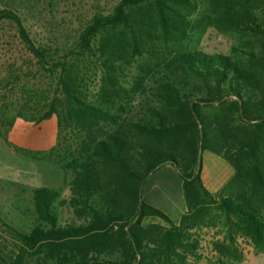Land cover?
<instances>
[{
	"label": "trees",
	"instance_id": "obj_1",
	"mask_svg": "<svg viewBox=\"0 0 264 264\" xmlns=\"http://www.w3.org/2000/svg\"><path fill=\"white\" fill-rule=\"evenodd\" d=\"M17 11L8 4L0 20L16 26L50 79L49 91L30 98L39 116L29 120L56 116L81 140L61 166L68 198L48 174L53 188L31 189L33 225L2 222L19 246L0 264H193L196 232L206 227L226 232L214 264L242 261L234 235L264 253V0H119L93 14L69 48L36 44ZM209 27L235 40L226 54L195 47ZM131 67L137 74L125 88ZM91 69L99 78L89 99ZM204 152L234 170L218 194L203 185ZM164 165L182 180L178 224L142 199ZM63 206L71 219L60 223Z\"/></svg>",
	"mask_w": 264,
	"mask_h": 264
},
{
	"label": "rangeland",
	"instance_id": "obj_2",
	"mask_svg": "<svg viewBox=\"0 0 264 264\" xmlns=\"http://www.w3.org/2000/svg\"><path fill=\"white\" fill-rule=\"evenodd\" d=\"M119 0H0V9L12 4L18 8L22 25L26 27L30 38L36 44L71 47L78 32L95 13L108 14ZM203 6H200L202 10ZM235 40L229 35L219 33L214 27H209L202 35L195 47L207 53L226 54ZM96 74V77L94 76ZM137 74L134 67L125 69L122 83L125 88L132 84ZM89 84V99L98 84L99 74L96 69L85 72ZM50 79L35 65L28 51L22 44L16 26L8 20H0V256L14 257L19 246L15 235L2 222L10 223L20 229L28 230L34 222L32 216L31 189L34 179H38L40 187L54 186L55 179L48 176L47 166H42L32 159L42 162L56 163L62 166L67 155L77 149L81 136L72 129H59L56 116L51 119L35 123L29 120L39 114L32 110L34 102L31 97L40 96L41 92L49 91ZM35 100V99H34ZM31 111H30V110ZM22 114L28 119L18 115ZM12 125L8 126L7 121ZM53 121L56 124L58 144L54 150L46 154H32L38 148L46 149L51 143V135L47 131L38 132L43 125ZM31 149V151L29 150ZM202 157L205 162V155ZM211 155V154H210ZM211 165L210 171L216 175L221 173L219 160ZM55 165V164H54ZM37 173L34 176L33 170ZM208 170V169H207ZM39 173V174H38ZM43 175L47 178H43ZM70 176L64 182L60 179L61 199L69 196ZM150 184L156 182L157 189L169 188L177 195L178 187L174 180H170L165 171L159 172L149 179ZM147 194L146 200L152 202L158 209L163 210L169 217L176 216L179 204L175 200L169 201L159 190ZM60 223L69 222L71 213L66 206L58 208ZM3 219V221H2ZM145 224L155 223L166 226L157 218H146ZM199 237L200 258L193 264H214L216 252L214 243L226 238V232L220 227H206L196 232ZM235 247L242 256L239 264H264V253L257 252L250 241L240 235H234Z\"/></svg>",
	"mask_w": 264,
	"mask_h": 264
},
{
	"label": "crops",
	"instance_id": "obj_3",
	"mask_svg": "<svg viewBox=\"0 0 264 264\" xmlns=\"http://www.w3.org/2000/svg\"><path fill=\"white\" fill-rule=\"evenodd\" d=\"M45 121H47V120H45ZM42 122H44V121H42ZM37 131L38 132H44V133H45V131H47L48 132L47 135H51V143L46 149L38 148L39 150H37L36 152L31 151V149L29 148L31 153L40 155V154L50 153V151L52 152L54 150L55 146L58 144L57 140H58V134L59 133L57 132L56 124L53 123V121H51L48 124L43 125L41 127V129H39ZM205 153H207V154L205 155V162L202 159L201 179H202L203 185L211 194H218L221 192L223 186L232 178V176L234 175V170L230 166V164L227 163L224 159H222L218 156H215L211 153H208V152H205ZM203 156H204V154H202V157ZM216 159L219 160V164L221 166V173L219 175H216L213 171H210V167L215 162L214 160H216ZM31 161H35L38 164H41L42 166H44V165L47 167L50 166V168L48 169L49 171H51V172H48L49 175H53L55 178H57L56 179L57 182H59V183L61 182L60 179L62 177V170H61V167L58 166L56 163H54L55 164L54 165L52 162H42V161H38L36 159H32ZM161 171H165L167 174H169L170 180H174V182H176V185L178 187L177 195H175L174 192L171 191L169 188L161 187V189H157L158 185L156 184V182L153 184H150L151 181H149V179H152V177L156 176ZM33 173H34V176H41L39 173H38L39 175H37V174L35 175V173H37L35 171V169L33 170ZM28 185H32L36 188L41 186L40 183L38 182L37 178L33 180L32 184H28ZM156 189L159 190L163 196L167 195L166 197L169 199V201L175 200L176 202H178L179 209L175 212V214H176L175 218L172 216L169 217L168 214L162 210L175 224H178L182 215H184L186 213V206H185V201H184V197H183L182 180L180 179L178 172L174 167H172L171 165H164V166L160 167L159 169H157V171H155L151 176H149V178L146 180V182L144 184V188H143V193H142L143 201L146 202L147 204L151 205L152 202H148L146 200L147 194H150V192H153ZM151 206L155 207L154 205H151Z\"/></svg>",
	"mask_w": 264,
	"mask_h": 264
}]
</instances>
